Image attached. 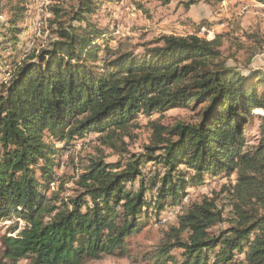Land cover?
Instances as JSON below:
<instances>
[{"label":"trees","instance_id":"trees-1","mask_svg":"<svg viewBox=\"0 0 264 264\" xmlns=\"http://www.w3.org/2000/svg\"><path fill=\"white\" fill-rule=\"evenodd\" d=\"M13 1L4 0L13 16L0 28L8 32L1 33L2 44L15 41L16 49L23 19ZM93 1L83 9L90 16ZM84 13L58 28L47 49L10 56L0 81V221L10 224L0 264H85L125 256L151 210L158 216L177 209L154 251L156 264H264V118L255 144L245 131L258 118L254 111H264L258 73L246 76L231 66L221 37L163 36L162 46L140 59L122 54L108 44L114 35L91 25ZM102 39L104 45L97 42ZM231 58L238 61L236 54ZM174 107L196 113V122L150 120L145 154L106 162L104 148L121 151L138 126L135 119ZM92 134L100 157L88 159L76 195L51 193L55 184L64 188L57 171L72 143ZM147 164L164 174L147 176ZM233 176L235 185L221 188L231 199L228 218L215 197L180 207L187 190L206 177ZM19 220L26 226L15 235Z\"/></svg>","mask_w":264,"mask_h":264},{"label":"rangeland","instance_id":"rangeland-1","mask_svg":"<svg viewBox=\"0 0 264 264\" xmlns=\"http://www.w3.org/2000/svg\"><path fill=\"white\" fill-rule=\"evenodd\" d=\"M9 3V2H8ZM12 6L16 9L17 3L22 12L23 19L18 28L21 33L17 34L18 45L14 48L13 42L3 45L1 33L8 35L4 28H0V81L7 77V71L12 55L26 57L31 51H39L48 48L52 42L57 40L56 31L64 25L73 22L77 14H82L86 8L87 0H14ZM94 15L84 13L83 17L100 31L114 35L109 38L108 44L111 48L117 49L122 54L132 53L140 59L143 54L152 49L162 46L163 36H182L198 35L200 38L214 40L221 37V51L224 56L229 57V64L236 67L242 74L249 76L251 73H258L261 86L260 92H264V3L259 0H225L218 3L215 0H197L188 5V1L173 0L165 3L163 0H94ZM12 8L0 0V21L6 24L13 16L10 12ZM74 25L87 27L85 22H75ZM8 41V40H6ZM106 40L97 42L104 45ZM17 42V41H16ZM106 45V44H105ZM239 45H243L239 49ZM252 60L248 62L251 55ZM238 61L231 58L235 56ZM258 118L246 127V135L254 140L260 137L258 127L260 120L264 118V111H254ZM196 113L190 109L170 108L166 112L156 113L150 118L140 116L133 121L138 124L132 129V137L124 139L126 145L121 151L126 149V153L113 151L104 148L107 163H125L130 156H139L146 153L145 147L150 145L153 128L150 120H156L161 125L171 126L179 122H196ZM97 135H88L84 139L76 140L72 143V148L64 156L65 166L57 172L62 177V185L55 184L50 192H59L60 197L68 199L76 195L79 189L78 181L84 173V167L88 165V159L92 155L100 157L97 148L100 146L95 141ZM57 147L62 149L63 144L57 143ZM183 169V167H182ZM159 170V174H164V169L153 164L144 167V173L152 176ZM232 183L235 185L236 177L230 180L216 177L205 178L203 184L187 190L183 194V202L180 207L185 208L191 200L192 202L209 198H216L217 206L225 211L224 216L229 217L231 213L230 195L222 193L223 185ZM129 187V184L127 185ZM138 186V181L135 183ZM218 196V197H217ZM177 210H170L157 216L151 210L153 217L146 224L142 232L129 241L128 253L125 256H104L99 260L87 261L85 264H156L154 251L156 246L163 238L169 224L174 222V214ZM14 219L11 223H16ZM19 231L24 229L26 223L19 220ZM8 221H0V262L5 249L4 240L10 235ZM227 224L219 226L224 229ZM217 231V228L215 229ZM181 251H173L178 261ZM4 260V256H3ZM19 264H31L29 260H23ZM169 264H172L169 263Z\"/></svg>","mask_w":264,"mask_h":264},{"label":"built area","instance_id":"built-area-1","mask_svg":"<svg viewBox=\"0 0 264 264\" xmlns=\"http://www.w3.org/2000/svg\"><path fill=\"white\" fill-rule=\"evenodd\" d=\"M198 36V35H197Z\"/></svg>","mask_w":264,"mask_h":264}]
</instances>
